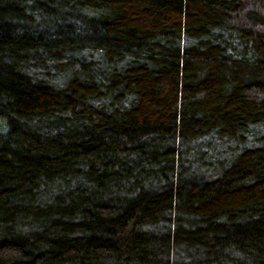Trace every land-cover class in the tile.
<instances>
[{
    "label": "trees",
    "instance_id": "obj_1",
    "mask_svg": "<svg viewBox=\"0 0 264 264\" xmlns=\"http://www.w3.org/2000/svg\"><path fill=\"white\" fill-rule=\"evenodd\" d=\"M0 264H264V0H0Z\"/></svg>",
    "mask_w": 264,
    "mask_h": 264
},
{
    "label": "rangeland",
    "instance_id": "obj_2",
    "mask_svg": "<svg viewBox=\"0 0 264 264\" xmlns=\"http://www.w3.org/2000/svg\"><path fill=\"white\" fill-rule=\"evenodd\" d=\"M6 132V122L0 119V134Z\"/></svg>",
    "mask_w": 264,
    "mask_h": 264
}]
</instances>
